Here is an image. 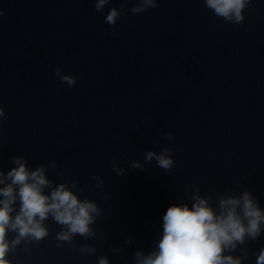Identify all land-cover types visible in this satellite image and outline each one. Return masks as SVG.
<instances>
[{
  "label": "water",
  "instance_id": "obj_1",
  "mask_svg": "<svg viewBox=\"0 0 264 264\" xmlns=\"http://www.w3.org/2000/svg\"><path fill=\"white\" fill-rule=\"evenodd\" d=\"M97 2L0 0V189L20 160L44 169V195L63 184L98 210L89 234L67 241L51 213L40 240L13 246L9 229V264H137V253L158 252L166 209L196 196L219 214L221 199L247 191L264 215V0H247L239 24L206 0H155L136 14L142 0ZM112 8L115 25L105 22ZM165 148L170 170L145 160ZM259 227L222 255L257 264Z\"/></svg>",
  "mask_w": 264,
  "mask_h": 264
},
{
  "label": "clouds",
  "instance_id": "obj_2",
  "mask_svg": "<svg viewBox=\"0 0 264 264\" xmlns=\"http://www.w3.org/2000/svg\"><path fill=\"white\" fill-rule=\"evenodd\" d=\"M107 2L108 0H98L94 6L95 10L100 11ZM246 3L247 0H206L207 7L213 9L218 16L231 19L234 15L236 24L244 19L241 12ZM157 6L155 0H142L141 6L134 7L132 12L136 14ZM119 15L116 8H112L108 11L105 22L115 25ZM111 34L115 35V28ZM55 74L69 87L76 83L77 77L60 75L59 68ZM2 115L4 112L0 109V116ZM165 137L171 138V134L165 133ZM169 151L165 148L159 155L149 151L145 154V160L151 161L155 157L160 168L170 170L173 160L167 155ZM14 162L18 167L7 173L11 184L0 189V194L5 197L0 201V264H9L5 258L9 251L7 231H18V237L12 241L13 246L19 243L20 237L30 235L40 240L47 235L42 221L49 213L56 222L68 226L67 232L58 234V239L67 241L71 238L70 234H89V224L93 221L90 213L98 212L95 204L78 200L63 184L55 188L50 196L44 195L42 189L50 184L44 176V169L38 167L29 172L20 160ZM133 167L140 168L142 165L133 162ZM117 171L122 172V169ZM13 185H19L20 198V210L14 219L10 216L13 210L11 205L15 201ZM194 200L191 207L182 204L171 205L166 209L162 217L163 235L158 243V252H153L143 259L140 253H137V264H240L239 259L223 256L222 252L225 247L234 248L235 241L243 242L245 234L255 239L260 231L259 225L264 221V215L250 198V194L246 191L239 199H221L219 214L214 213L206 199L196 196ZM241 201L243 215L248 218L247 226L242 223L236 211ZM99 264H107V261L101 258ZM257 264H264V250H261L257 257Z\"/></svg>",
  "mask_w": 264,
  "mask_h": 264
}]
</instances>
